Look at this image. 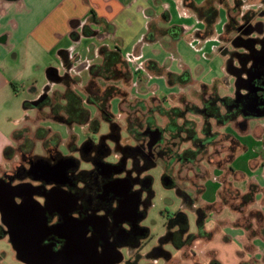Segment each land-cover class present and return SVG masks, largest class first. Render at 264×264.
Segmentation results:
<instances>
[{"label":"crops","instance_id":"obj_1","mask_svg":"<svg viewBox=\"0 0 264 264\" xmlns=\"http://www.w3.org/2000/svg\"><path fill=\"white\" fill-rule=\"evenodd\" d=\"M209 1L214 5L221 4V7L218 8V16L211 34L200 38L205 30V23L199 16L197 8ZM231 1L232 5L225 4L227 7L223 8L219 0H0V66L5 76L9 75L6 78L0 76V89L10 88L14 81L30 79V70L33 68L38 71L44 70L46 76L47 69L54 67L60 76L68 73L79 79L78 82H71L70 86L75 90L77 88L82 90L89 79V66L101 61L98 48L116 46L120 48L122 57L132 71V80L127 88L129 98L136 83L138 96H144L149 91L145 85L147 79L144 73L140 75L141 71L164 78L169 87L178 86L184 90L190 86L187 89L190 98L194 96L193 91L199 93V90H203L204 93L206 87L213 84L217 85L219 94V85L224 83L225 78L213 77L206 80L203 78L209 72L205 63L210 53L217 52L226 58V55H223L226 43L221 42L220 35L227 22V9L233 6V0ZM148 61H155L162 72L147 70L144 64ZM13 64L21 65V70L14 69ZM60 69L64 70V74L60 73ZM164 71L177 75L186 72L189 80L184 84L171 83ZM56 84H62L63 89L66 87L61 81ZM152 86L153 84L150 88ZM152 89L154 94L150 96L159 99L165 107L174 106L172 105L174 93L164 95L162 89ZM54 91L62 90L56 88ZM188 93H180V97L174 100L175 105L191 100ZM167 101L170 103L165 105ZM114 102L118 109L119 99L114 98L111 101L112 113ZM260 126H264V123L262 122ZM15 135L17 134L12 130L10 133L12 140H2L0 131V171L8 170L9 168L5 169L6 166L18 155L12 152L15 147L13 145L16 141ZM257 146L258 143L253 149ZM245 147L242 143L240 152L244 151ZM263 150L259 149V152ZM253 159L254 155L248 160L253 174L250 175L244 192L247 191L249 184H256L257 191L251 204H257L258 210L264 214V203L261 204L264 199V164L260 162L253 170L250 165ZM213 172L218 184V197L216 201L208 204L219 200V191L222 188L220 171L213 168ZM212 175L210 174L209 178ZM236 175L233 180L228 177L227 183L233 184V181L239 182L244 178L241 171L236 170ZM205 189L204 186L202 191ZM239 191L244 193L243 190ZM224 207L234 214L240 213L228 206L212 210L204 224V231L209 233V236L195 239L202 240V246L197 247L195 240L180 249L169 243H161L162 248L170 253L168 261L163 260L162 263H173L176 256L184 258L183 250L191 247L192 259L183 264H208L211 259H215L219 264H264L262 232L252 234V227L237 225L235 218L219 220L207 228L209 217L213 213H220ZM261 228H264V225ZM166 245L171 249L166 248ZM192 245L197 248L194 250Z\"/></svg>","mask_w":264,"mask_h":264},{"label":"flooded vegetation","instance_id":"obj_2","mask_svg":"<svg viewBox=\"0 0 264 264\" xmlns=\"http://www.w3.org/2000/svg\"><path fill=\"white\" fill-rule=\"evenodd\" d=\"M232 49L233 48L224 50V52H226V58L227 53L231 56L235 55L234 52L232 53ZM261 49L260 54H254L258 58L262 56L261 51H264V44ZM234 65L239 66V62H234ZM224 83L228 84L226 78L224 79ZM260 87L263 86L260 85ZM205 95H207L206 91L204 92V96L203 94L200 95L201 110H198L199 108L197 107V111H193L192 109L191 111L193 112H184L183 116L180 118L182 122L179 123L183 126V130L180 131L178 135L175 130H173L172 126H170V118L168 121L169 125L167 124L165 128H160L155 124L148 126L140 122L133 134L127 132V123L130 122L125 120L126 124L124 128L121 127V132L124 131L126 135L132 136L135 143L130 145L136 146L135 151L138 154L134 158H136L140 164H144L146 160L154 161V166L158 161H162L164 158H177V161L181 163L192 162L207 146L213 145L217 140L216 137L221 133L212 130L211 121L213 120L222 128L229 127L227 131H223L222 133L229 143V153H227V157L224 158V160L226 159V165L223 167V159L220 160V162L218 161V163H213L209 160L210 165H213L215 169L219 170L221 176L224 175L227 169L229 172L227 177L221 180V186H227V178L229 176H236V170L230 164H232L242 146L239 138L240 133L236 130L235 126L238 125L240 127L245 120L261 118L244 117L242 113L245 103L243 97L236 102L233 93L227 96L233 98L232 104L234 103V106L230 105L229 109L226 111L232 113L235 110H239L240 114L230 121L219 123L215 118H209L213 115V110L210 107L211 104H208L206 100L210 99L212 95L210 93H208L207 97H205ZM260 95L264 96V87L263 90L259 91V96ZM46 97L47 95L41 98L40 101H38L39 98L35 101L27 102L29 104L28 108L36 109ZM36 101L38 102L33 104ZM188 101L189 100L183 101L179 105H174L172 107H183ZM206 111H208V116L206 119H203L202 114L205 115ZM187 113L200 114L202 124L199 132L193 129V122L186 117ZM155 128H159L161 135L151 149H148L150 130ZM166 133L169 134V137L165 136ZM198 134H201V136ZM101 141L102 142H99V138L96 140L92 138L89 142H82L79 146L69 141L67 144L68 153L63 154L59 149L60 141L54 137V139L50 140L51 144L47 147L44 157H37L29 154L28 150H22L20 151V159L13 164L10 169L1 171L0 178L4 182H10L11 184L25 182L37 186L33 192V198L44 206L43 210L45 211L47 228L61 225V229L58 231L60 237L53 233L48 234L44 237L43 244L52 243L54 249H60L65 244V237L70 234L79 237L80 231L84 230L86 231L84 235L85 238L95 237L100 239V236H105L109 244L114 245L122 253L121 261L116 264H156L159 260L168 261L170 254L165 258L163 254L160 253L163 249L160 239L157 244H148L146 240L149 238V228L141 223L142 219L146 216L147 208L151 203L153 194L152 192L150 195L148 192L150 188L152 189L153 180L152 176L147 173L149 169H144L141 166L140 169L132 170L129 164L130 160L116 154V148L119 146L115 147V142H113V140L103 137ZM182 142L190 143L193 148L188 147L180 153H177L174 151V148ZM37 160H42L51 166H55L60 162L59 167L62 171L60 170L61 173L59 175H47L45 179L35 180L33 175L29 173V169L30 164ZM167 170L169 169H163L161 176L163 185L168 188L175 187L182 198L183 205H186L185 207L194 211L195 207H197L194 206V204L197 202L198 198L195 201V198L189 193L179 188L178 183ZM122 177L129 178L133 181L130 193L136 192L140 196L138 205L140 219L136 222L129 214L122 217L115 213L118 202L122 198V196L117 195V193L123 192L119 189H112L111 185L116 179ZM208 177L203 178L197 191L202 192L204 188L203 183ZM55 186L62 190L54 192L55 195L52 194V192L49 193ZM45 195L48 196L50 202L53 201L52 204H56V208L55 205H52L50 211L45 209ZM50 195L56 197H51ZM20 200L19 197H16L17 202H20ZM169 222L170 220L167 218L166 229L168 228ZM1 238H5L9 242L8 229L0 220V239ZM103 248V242L99 240L98 250L101 251ZM15 257L18 264H28L21 261L16 254ZM0 264H3L1 258Z\"/></svg>","mask_w":264,"mask_h":264},{"label":"rangeland","instance_id":"obj_3","mask_svg":"<svg viewBox=\"0 0 264 264\" xmlns=\"http://www.w3.org/2000/svg\"><path fill=\"white\" fill-rule=\"evenodd\" d=\"M225 4L232 5V1L226 0L225 3H222L223 8L227 7ZM216 6L217 8H219L221 7V4L217 3ZM246 12L247 14H249V16L252 17V19L249 20L250 24H254L259 21L262 22L261 32H258L257 34H252L251 32L249 35L255 36L259 35L260 33H264V0H243V5L240 8H238L237 10H232V14L237 16L238 19L242 14ZM235 34L236 33L232 32L230 33V36H236ZM225 47V49L227 50H230L232 48L230 44L227 43L225 44ZM206 58L207 61L205 63V67L209 72L206 73L203 80H206L208 78L212 79L213 77L220 79L226 78L228 84L221 83V85H219V94L221 96L232 95L234 93V79L231 76L227 75L225 72L224 64L226 58L224 59V57L217 52L210 53ZM13 65L14 69L16 70L17 68L18 70H21L22 68L21 65ZM30 72V79L14 81L12 83L13 86H11L10 88L5 87L4 89H0V131L2 134V140H10V133L12 130L14 133L19 134V137H17L18 139L16 138V141L13 142V145H15V147L12 150L13 153H17L18 155L14 157V160L11 162V164L7 165L5 169H10L12 165L20 159V151L22 150H28L29 154L37 157H44L46 155L47 147L51 144L50 140L54 139V137H56V139L60 141L59 149L63 154H65L68 153L67 144L69 143V141H71L72 137H74V139L71 142H74L75 145L79 146L87 139H98L101 135L105 134L109 130V123L105 121L101 117L98 110L90 104H85V106L89 110L91 117H94L99 121V128L96 132L92 131L88 127V125L84 124L68 125L52 120L50 118L40 119L37 116L36 109L24 108V102L35 101L42 97L44 94L51 95L53 90L56 88L61 89L62 91L64 90L62 84L50 82L46 78L44 70L38 71L37 69L33 68L30 70ZM60 73L64 74V70L60 69ZM143 73L145 74V77L147 79V81L145 82V85H147L149 90L147 94L144 96H138L136 83L134 84L135 88L132 90L133 94L130 95V99L132 100L131 106H133V108H130V105L128 106V108L126 105H123L121 107L122 112H119V109H117L115 106V102L113 103L112 111L114 119L121 125L122 128H124L126 124L125 116L127 113H125V111L129 112V124L134 123L137 114L136 110L138 109L137 101H140L141 97H144L143 99L145 100V102L150 105L151 102L149 101L150 98H152V96L150 95L154 94V89L152 88L162 89L164 95H167L168 93H174V95L172 96V105H175L176 101L174 100L180 97V93H188L187 89L190 88V86H188L187 89L181 90L180 88H178V86L169 87L164 78H158L157 76H154L152 73H149L147 71H141L140 75H142ZM194 75H196L195 72ZM0 76H3L4 78H6V76H9L7 74L5 76V73L1 70V66ZM151 84H153V86L150 88ZM77 91L81 94V96H83V92L81 89L77 88ZM194 93L200 95L203 94L204 96L203 90H199V93ZM188 96L190 98L189 93ZM207 96L208 93L207 95H205V97ZM190 99L191 100L187 102L189 105L197 106L201 104V100L196 99L195 97H191ZM167 102L165 103V105H168L170 103L169 101ZM157 104L158 101H153V103H151V105ZM166 108L168 107L166 106ZM186 117L193 122V129H195L196 132H199L202 124V118L200 117V114L187 113ZM169 118L170 117L167 116L157 115L155 116V125L160 128H165L168 124ZM181 122V120H178V123ZM262 122L264 123V118L245 120L243 122V125H241L240 127L238 125H234L236 127V130L240 133L239 138L241 140V143L245 144L246 147L244 151L240 152L239 150L232 164L235 170L241 171V174L244 176V178L242 180H239V182L233 181V184L230 183L229 187L231 190L235 189L236 187L240 190H243V192L246 190V184L250 179V175L253 174V171L249 168L248 160L252 158L253 155L255 159H253V161L250 163L253 170L258 167L260 162H263L262 165L264 164V150L263 152H259V149H264V126H260ZM211 125L213 131H219L221 133L218 134V136L216 137L217 140L213 143V145L207 146L192 162L181 163L177 161V158H164L162 161H158L155 166L147 171V173L150 174L153 179V194L151 197V203L147 208L146 216L142 219L141 223L142 225L149 228V238L146 240L149 245L157 244L159 238L165 233L167 215L169 213H184L187 217L189 231L193 233H197L199 231L196 224L197 216L195 211L185 207L186 205H183L184 203H182V198L178 194L175 187L168 188L163 185L161 180L163 169H169L167 171H169V174L178 183L179 188L189 193L193 198H195V201L198 198L194 206H202L204 208H207L208 203L217 200L218 184L215 181V174H213L214 167L213 165H210L209 160H211L213 163H218V161L220 162V160H224V158L227 157V153H229V143L222 133L223 131H227L229 127L222 128L213 120L211 121ZM198 135L201 136V134ZM165 136L169 137V134L166 133ZM256 142L258 143V146L253 149V147L257 144ZM121 143L133 144L135 142L131 135H126V133H124L123 131ZM5 147L6 145L3 148V154ZM188 147L191 148L192 145L188 142H182L181 144L179 143L176 148H174V151L180 153ZM225 160L223 162V167L224 165H226ZM228 173L229 172L226 169L224 175L221 176V180L226 178ZM210 174H213L211 178L208 177ZM236 176H229L228 179L233 180L234 178H236ZM205 177H208L203 183L206 189L202 192H199L197 190L201 185V181ZM229 195L227 197V206H229L230 209H236V212L240 213L234 214L227 207H224L222 211H220V213H213L211 217H209L210 220L206 224L207 228H210V225H214V223L218 222L219 220H233L234 218L235 221L247 226L249 224V226L252 228H260L264 225V214H261L262 218H259L255 214L256 211H259V206L257 204L239 206L238 200L234 199L232 196L229 197ZM263 200L261 204L264 203ZM217 205L219 208L223 207L221 202H219ZM248 234H250V231L248 232ZM202 243L203 241L200 239L195 240V245H197V247L199 248L200 246H202ZM165 247L171 249L169 245H166ZM197 247H194L192 245L193 249ZM176 254L179 255V253ZM182 255L184 258H178V256H176L173 263L170 264H183L187 263V261H190V259H192L191 247L185 248L182 252ZM0 258L3 264H18L15 253L10 243L5 238L0 239ZM182 259L186 260L183 261ZM162 262L163 261L159 260L156 264H163Z\"/></svg>","mask_w":264,"mask_h":264},{"label":"trees","instance_id":"obj_4","mask_svg":"<svg viewBox=\"0 0 264 264\" xmlns=\"http://www.w3.org/2000/svg\"><path fill=\"white\" fill-rule=\"evenodd\" d=\"M219 2L225 3L226 0H219ZM242 5L243 0H233V6L227 9V22L225 24L223 33L220 35L221 42L230 44L231 47L232 43L238 46V49L237 47H232V53H235V55H233L234 62H239L240 64H244L246 61L250 60L252 51H254V54H260L258 50L261 49L262 45L264 44V33H260L259 35L255 36L249 35L251 32L252 34L261 32V21L250 24L249 20H251L252 17L249 16L247 12L242 14L239 19L237 16L232 14V10H237ZM197 12L205 23V30L203 33H201L202 36L200 38H205L212 32L213 24L215 23L218 16V8L213 4V2L209 1L206 2L205 5L199 6L197 8ZM232 32L236 33V36H230V33ZM255 42L256 44L254 45ZM62 52L64 54V51ZM98 54L101 57L100 63H93L88 68L89 79L82 87V94L84 98L77 90L70 86L71 82H78L79 79H75L67 73L61 78V82L66 86L64 90L54 91L51 95H47L46 99L36 107L37 116L40 119L50 118L68 125H88L92 131L96 132L99 128V121L98 119L91 117V114L86 108L85 104L93 105L98 110L101 117L109 123L108 132L99 137V142H102L101 140L103 137L113 140V142H115V147L119 146L116 148V154L118 156L120 155V157L122 156V158L125 157L126 159H129L130 168L132 170L140 169L141 166L144 169H150L154 166V161L146 160L144 164H140L138 160L134 158L136 155H138L135 151L136 146L121 143V125L114 119V115L111 112V101L114 98L119 99V112H122L121 107L123 105H126L127 108L130 105V108H133V106H131L132 100L128 97L129 94L127 91V88L130 86L132 80V71L129 68L126 60L122 57L120 48L116 46L114 48L101 46L98 48ZM68 64L69 63H67V65ZM248 65H250V61L248 62ZM144 66L149 71L156 70L162 72L161 69H158L156 66L155 61H148L144 64ZM164 73L167 76L168 81L171 83L176 82L184 84L189 80V75L186 72L178 75L170 72L166 73L165 71ZM216 87V84L206 87V92L212 95L210 99L206 100L208 104H211L210 107L213 110V115H211L209 118L212 117L215 118L219 123H224L234 119L240 113L239 110H235L232 113H228V111H226L229 109L230 105L234 106V103L232 104L233 98L227 95H219ZM194 92L197 91H193V95L195 94ZM260 96L263 97L262 95ZM194 97L196 99H201V96L197 93L194 95ZM246 98V96H243L244 102L246 101ZM153 101H158V104L151 105ZM149 102H151L150 105H148L143 99L137 101L138 109L136 110L137 114L135 121L133 124L127 123V132L129 134L134 133L136 130L135 128L139 126L140 122L145 123L148 126L154 125L156 121L155 116L159 115L170 117V126H172L173 130H175L176 134L178 135V133L183 130V126L178 123V120H180L184 112H190L192 109L193 111H197V107L199 108L198 110H201V105H189L188 103H185L183 107L166 108L163 103L155 97L150 98ZM24 106L28 108L29 104L25 102ZM207 112L208 111H206L205 115L202 114L203 119H206L208 116ZM125 113H127L125 120L128 122L129 112L125 111ZM15 136L17 138L19 137V134ZM73 139L74 137L71 138V141ZM90 140L91 139H87L83 143L89 142ZM229 186L230 183H227V186H223L221 188L219 191V200L217 202L207 204V208L202 206L195 207L194 211L197 216L196 224L199 230L197 233L189 231L187 217L184 213H169L167 218L170 220V222L165 233L159 238L160 242L169 243L174 248L180 249L189 245L198 237L209 236V233L204 231L205 221L209 213L212 210H216L215 208H218L217 204L219 202H221L222 206H227V197L229 194V197L232 196L234 199L238 200L239 206H246L254 201L255 193L257 191L256 184H249L247 191L244 193H241L237 188L231 190ZM148 192L151 195L152 189L150 188ZM232 210L237 211L234 208H232ZM255 214L259 218H262V213H260V211H256ZM235 223L237 225L242 224L237 221ZM256 232H262L264 234V228L260 229L257 227L251 230L252 234ZM160 253L163 254L165 258H167L170 254L169 251L165 249H162ZM208 264H219V262L215 259H211Z\"/></svg>","mask_w":264,"mask_h":264},{"label":"water","instance_id":"obj_5","mask_svg":"<svg viewBox=\"0 0 264 264\" xmlns=\"http://www.w3.org/2000/svg\"><path fill=\"white\" fill-rule=\"evenodd\" d=\"M232 47L238 46L232 43ZM260 50L262 49L258 51ZM261 53V58H258L254 55V51L251 52L250 65H248L249 61L244 64L239 63V66L234 65V58L228 53L225 60V71L234 78L236 102L243 96L247 97L242 112L244 117H264V96L258 95L264 87V51ZM225 54L226 52H223V55ZM46 78L50 82L59 83L62 76L58 74L56 68L50 67L46 71ZM160 135L159 128L150 130L148 149H151L158 141ZM59 163L51 166L42 160H37L30 164L29 173L35 180L45 179L47 175H59L62 171ZM3 182L0 178V220L7 227L11 247L21 261L28 264H116L121 261L122 253L114 245H110L105 236H100V239L85 238L84 230L80 231L79 237L73 234L65 237V244L60 249H54L52 243L43 244L44 237L48 234L53 233L60 237L58 231L61 225L47 228L44 206L33 198V192L37 186L25 182L18 184ZM111 186L112 189L123 192L117 193L122 198L115 210L116 215L123 217L129 214L135 222L138 221L140 196L136 192L130 193L133 181L122 177L112 182ZM61 190L55 186L49 193L52 192L55 195L54 192ZM54 195L50 196L56 197ZM16 197L21 199L20 202L16 201ZM48 199L45 195V209L50 211L52 205L56 208V204H52L53 201L50 202ZM99 240L103 242L104 247L101 251L98 250Z\"/></svg>","mask_w":264,"mask_h":264}]
</instances>
